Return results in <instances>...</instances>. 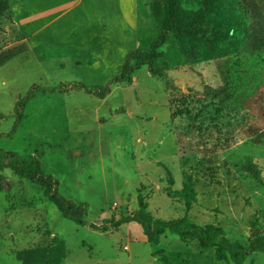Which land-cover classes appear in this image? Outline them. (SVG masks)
<instances>
[{"label":"rangeland","instance_id":"obj_1","mask_svg":"<svg viewBox=\"0 0 264 264\" xmlns=\"http://www.w3.org/2000/svg\"><path fill=\"white\" fill-rule=\"evenodd\" d=\"M138 2L137 48L147 50L157 36L145 8L149 0ZM14 36L1 20L0 52L21 43ZM59 49L43 53L53 56ZM161 51L169 82L143 66L132 85L113 86L105 99L75 88L63 95L37 90L19 121L15 105L32 86L55 88L82 76L61 68L68 56L39 61L32 52L0 68V149L36 156L58 182L59 195L84 205L87 222L64 219L40 188L4 170L0 264H20L16 252L50 247L54 238L67 250L62 264H225L195 241L166 233L152 245L137 223L110 228L138 210L140 197L155 219L218 225L230 241L248 245L250 223L264 209V186L241 165L251 157L264 183V90L243 110L219 105L202 92L204 85H221L214 61L185 67L177 48ZM186 182L196 193L189 209L179 197ZM244 264H264V253L249 255Z\"/></svg>","mask_w":264,"mask_h":264},{"label":"trees","instance_id":"obj_2","mask_svg":"<svg viewBox=\"0 0 264 264\" xmlns=\"http://www.w3.org/2000/svg\"><path fill=\"white\" fill-rule=\"evenodd\" d=\"M9 2L0 0V19L8 15ZM145 8L157 36L150 48H137L129 52L118 74L103 85L73 82L55 88L32 86L26 97L19 99L15 105L18 121L22 118L26 103L35 96L37 90L45 94L63 95L70 88H75L104 99L113 86L132 85L135 72L143 66L147 67L152 76L169 82L167 72L170 67L161 51L163 46L177 48L182 57L181 65L185 67L206 61L216 63L221 85L217 88L204 85L202 92L219 105L243 110L264 90V0H149ZM52 48L60 49L53 56L43 53V49ZM28 52H32L39 61L68 56L74 65L100 62L88 49L47 45L30 49L25 42H21L0 52V68ZM15 129L16 126L11 133ZM4 170H10L15 176L40 188L43 196L54 204L64 219L77 225H87L84 205L59 195L58 182L43 170L36 156L22 158L0 149V172ZM241 171L248 174L256 184L264 186L260 167L251 157H246ZM179 197L185 201L186 209H189L196 197L191 182L182 184ZM146 209L147 204L140 197L138 210L124 219L111 222L110 228L137 223L142 228L146 242L152 245H158L166 233L177 236L182 242L195 241L199 249L213 250L215 260L225 264H244L249 255L264 253V209L250 223L248 245L230 241L218 225L198 226L187 217L163 221L155 219ZM89 226L101 232L108 230L107 227L93 224ZM66 257L64 242L56 238L50 247L26 249L15 254L20 264H62Z\"/></svg>","mask_w":264,"mask_h":264},{"label":"crops","instance_id":"obj_3","mask_svg":"<svg viewBox=\"0 0 264 264\" xmlns=\"http://www.w3.org/2000/svg\"><path fill=\"white\" fill-rule=\"evenodd\" d=\"M138 9V0H10L8 17L0 23L30 49L47 45L92 51L100 62L74 65L69 60L60 66L73 68L82 76L79 82L103 85L137 49Z\"/></svg>","mask_w":264,"mask_h":264}]
</instances>
